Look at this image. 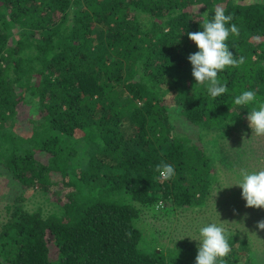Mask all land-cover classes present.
<instances>
[{
    "label": "trees",
    "instance_id": "16d2710c",
    "mask_svg": "<svg viewBox=\"0 0 264 264\" xmlns=\"http://www.w3.org/2000/svg\"><path fill=\"white\" fill-rule=\"evenodd\" d=\"M218 6L239 29L225 43L245 62L219 71L227 92L213 98L192 76L199 49L187 33ZM246 90L256 101L235 105ZM260 103L264 0H0V166L45 203L5 204L0 264H195L194 243L167 246L136 220L142 208L203 202L215 158L232 166L224 144L214 148L241 137ZM25 107L31 127L20 133ZM162 161L171 179L155 170ZM244 235L226 233L231 251L217 264H258Z\"/></svg>",
    "mask_w": 264,
    "mask_h": 264
},
{
    "label": "rangeland",
    "instance_id": "374dc122",
    "mask_svg": "<svg viewBox=\"0 0 264 264\" xmlns=\"http://www.w3.org/2000/svg\"><path fill=\"white\" fill-rule=\"evenodd\" d=\"M20 118L15 122L14 128L17 132H28L31 125L29 110L23 109L20 113ZM182 122V121H181ZM247 119H244L243 128L241 129V137L235 140L239 134H232L231 138L221 141L218 140V148L222 143V149L229 156L232 166H225L219 161V157L215 158L213 171L216 172V182H213L210 188V193L206 196L203 202L195 205L187 206L184 211L179 208L174 209L171 213H156L151 215L149 210L142 208L140 217L136 220L143 233L151 236V232L155 233L157 240L167 246H173L178 239H188L198 246L200 239L199 230L201 227L209 223H216L225 229V234L234 232L239 228L240 237L248 238L251 251H256L259 262L264 264V230L256 228V222L264 219V208L246 207V201L242 198V189L236 184L242 177L241 170L254 172L264 169V135H256L247 125ZM178 129L186 132L189 137L199 144L195 139L197 130L192 128L188 123H177ZM248 127V131L244 130ZM212 138V135L208 136ZM221 142V143H220ZM220 146V147H221ZM35 156H40L41 159L46 158L36 152ZM44 157V158H43ZM240 163V164H239ZM243 163V165H241ZM245 163V165H244ZM56 175V174H54ZM15 196H19L20 203L23 208L31 210L45 203L36 193L26 191L5 168L0 166V220L5 219L4 206L7 202H11ZM47 204V203H46ZM165 206V204H163ZM163 206V207H164ZM235 209V212L233 211ZM195 238V239H193ZM247 250H244L245 254Z\"/></svg>",
    "mask_w": 264,
    "mask_h": 264
},
{
    "label": "clouds",
    "instance_id": "9594fccd",
    "mask_svg": "<svg viewBox=\"0 0 264 264\" xmlns=\"http://www.w3.org/2000/svg\"><path fill=\"white\" fill-rule=\"evenodd\" d=\"M231 14L226 15L222 7L215 8L214 17L205 19L202 31L188 32V38L193 41L199 51L188 55L187 59L192 65V76L197 83L207 82V90L211 97L215 98L227 92V84L221 83L218 78L219 71L226 66L239 67L245 62V57H235L225 43L230 34L239 35V29L232 21ZM256 101V93L253 90L243 91L234 99L235 105H248ZM249 127L256 135H264V103H260L258 109L253 108L248 113ZM155 170L162 180H168L175 176L174 166L165 162L156 165ZM240 179L236 184L242 189V198L246 201V207L264 208V169L254 172L241 170ZM163 207L161 201L158 205ZM235 212V209L233 210ZM258 230H264V219L256 222ZM200 239L195 264H217L218 258L226 257L230 251V245L225 234V229L216 223H209L199 230ZM195 239V238H193ZM219 264H226L223 259Z\"/></svg>",
    "mask_w": 264,
    "mask_h": 264
}]
</instances>
